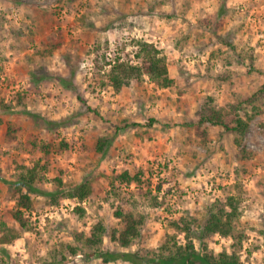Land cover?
Masks as SVG:
<instances>
[{"label":"rangeland","instance_id":"374dc122","mask_svg":"<svg viewBox=\"0 0 264 264\" xmlns=\"http://www.w3.org/2000/svg\"><path fill=\"white\" fill-rule=\"evenodd\" d=\"M139 39L152 42L165 55L172 85L158 88L145 77L140 86L119 92L99 86L92 79L91 50L136 64ZM56 42L60 46L49 52ZM222 74L229 79L221 81L217 75ZM262 84L264 0H0V96L5 102L16 91L28 96L25 110L14 105L5 113L0 109V116L20 126L11 142L2 140L0 126V213L13 206L7 181L24 172L20 165L31 166L27 141L32 136L51 140L56 150L49 157L52 169L45 180L34 184L43 193H56L59 187L52 180L58 170L63 192L85 179L94 184V193L82 201L56 194L58 205H47L48 195L30 193L36 202L31 218L38 231L24 232L14 244L0 246V259L6 264H50L49 250L72 243V234L88 230L96 218L116 223L110 204L102 205L99 199L108 188L106 175L125 169L133 174L143 168L147 176L151 168L149 186L156 194L160 184V206L151 205L144 189L133 184L132 196L122 193L146 217L142 233L147 248L156 247L167 230L163 218L169 214L200 218L204 206L222 198L221 190L229 188L231 193L240 190L243 197L238 228L247 239L241 260L261 264L264 98L257 101L256 110L247 109L255 117L238 140L220 126L207 127V135L201 137L196 121L206 98L230 113L229 104L255 93ZM44 119L59 126L48 131ZM100 136L111 138V143L103 154H95ZM60 140L68 149L59 150ZM238 183L240 189L235 187ZM75 206L86 210L84 217H71ZM230 241L216 236L209 246L219 252L228 249ZM195 245L198 248L197 241ZM136 247L117 248L106 236L102 243L103 250ZM66 264L122 263H104L80 253Z\"/></svg>","mask_w":264,"mask_h":264},{"label":"trees","instance_id":"16d2710c","mask_svg":"<svg viewBox=\"0 0 264 264\" xmlns=\"http://www.w3.org/2000/svg\"><path fill=\"white\" fill-rule=\"evenodd\" d=\"M135 43V58L138 59L136 64L130 63L129 58H122L115 54L108 56L105 52H100L98 48L92 49L91 63L94 70L92 79L99 82L102 88L111 87L116 92L123 88L140 86L145 77L158 88L170 87L173 79L169 74L167 58L162 51L146 40L139 39ZM58 46H60L59 42L50 45L49 52ZM249 58L252 63V57ZM217 77L221 81L229 79L226 74L217 75ZM262 98H264V84L250 96L229 104L230 113H225L218 108L211 97L206 98L198 111L197 133L205 137L207 127L220 126L226 132L236 134V140H238L247 133L249 123L255 117V114H249L247 109L250 107L251 110H256V103ZM77 99L82 103L85 102L81 96H77ZM9 101L5 102L4 97L0 96V109L3 113L9 111L11 105L25 110L28 101L27 93L13 92ZM88 109L98 114L96 110ZM240 109L243 110L242 115L238 113ZM31 117L35 118L33 115ZM153 121L151 119L148 125H151ZM43 124L48 131L59 126V122L47 119L43 120ZM133 125L138 126L136 123ZM0 126L2 140L14 141L15 133L20 126H14L10 120L2 116H0ZM110 143L111 138L100 136L95 145V154H103L104 148ZM27 145L28 153L32 157L31 166L20 165L24 172L6 183L13 206L0 213V246L14 244L16 240L22 238L24 232L38 231L37 221L31 218V213L36 210V202L30 193L48 195L50 199L46 202L47 205H58L59 196L63 199L76 198L82 201L94 193L92 179H85L63 192L60 170L52 180L59 187L56 193H43L34 184L45 180L46 173L52 169L49 157L56 150L51 140H39L36 136H32L27 141ZM65 149H68V144L60 140L59 150ZM36 154L38 155L33 157ZM148 173L146 176L147 172L139 168L133 174L125 169L113 170L110 176L106 175L109 179L108 188L100 193L99 199L102 205L110 204L116 223L107 224L101 217L96 218L88 230L76 231L72 234V243H61L50 249L47 254L50 264H66L71 257L80 253L97 256L104 263L119 260L122 264H244L240 251L247 235L243 229L238 228L243 197L240 190L236 191L238 193H231L229 188L221 190L222 198L217 197L204 206L200 218H196L193 214L164 216L167 230L163 232L156 247L147 248L146 239L142 233L146 217L136 212L133 200L127 199L122 193L128 191V194L132 196L133 191L131 192L129 187L133 184L135 189H144L143 194L150 199L151 205L160 206L161 200L158 199L160 184H157L154 190L156 194H154L149 186L153 173L151 168H148ZM240 186L239 183L235 184L238 189ZM97 208L101 209V204ZM85 214L86 210L83 207L75 206L71 217L82 218ZM259 233L264 236V230H260ZM180 235L182 238H178ZM105 236L117 248L128 249L134 244L137 247L133 251L103 250L102 243ZM216 236L231 240L228 249L222 247L219 252H215L209 246L211 242H215ZM195 241L198 243V248ZM250 253L251 250H247L245 256L247 260ZM0 262L6 264L2 258ZM261 264H264V258Z\"/></svg>","mask_w":264,"mask_h":264}]
</instances>
